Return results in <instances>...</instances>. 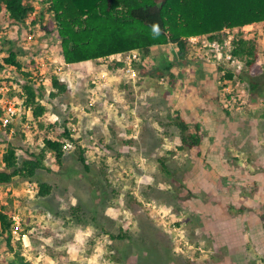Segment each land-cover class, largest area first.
I'll list each match as a JSON object with an SVG mask.
<instances>
[{"label":"rangeland","instance_id":"374dc122","mask_svg":"<svg viewBox=\"0 0 264 264\" xmlns=\"http://www.w3.org/2000/svg\"><path fill=\"white\" fill-rule=\"evenodd\" d=\"M33 6L35 24L27 20L15 25L0 15V61L9 51L17 54L23 74L44 89L41 104L46 111L34 126L30 115L25 121L21 113L7 130L0 128V170L8 145L21 160L27 159L42 150L46 136L58 139L67 128L73 147L66 150L62 166L47 153L45 169L33 180L16 178L0 187V211L21 222L12 235L13 250L28 264H264V187L256 193L252 185L254 177L264 184V27L247 29L258 45L254 75L244 66L237 75L239 86L224 85L223 67L217 68L213 78L218 104L223 86L237 94L249 83L258 88H249L241 113L227 115L228 129L201 131L204 151L198 158L182 147L174 125L176 113L186 109L181 104L188 94L182 85L177 89L179 79L165 72L175 46L153 49L144 85L137 71L129 74L131 81L137 80V91L119 80L121 100L114 99L115 86L99 89L94 106L82 111L94 91L95 70L60 61L54 18L47 5ZM188 57L204 63L189 49ZM52 77L68 78L72 89L50 98ZM24 82L14 69H0V87H8L1 94V110L7 100L22 102L19 109L25 108L19 85ZM116 112L125 115L116 118ZM213 146L218 148L210 150ZM78 148L88 170L78 161ZM222 164L239 174L223 176L227 171L223 173ZM235 176L247 180L239 192L229 180ZM27 181L49 185L50 196L24 195ZM73 208L81 209L80 219L73 216ZM4 246L0 239V264H16Z\"/></svg>","mask_w":264,"mask_h":264},{"label":"trees","instance_id":"16d2710c","mask_svg":"<svg viewBox=\"0 0 264 264\" xmlns=\"http://www.w3.org/2000/svg\"><path fill=\"white\" fill-rule=\"evenodd\" d=\"M36 2L47 5L54 18L55 35L60 42L65 64H85L134 50L140 51L145 58L152 47L173 45L177 48L176 53L172 62L165 66V72L172 79H180L181 66L190 64L185 59L189 38L208 36L213 41L223 30H240L259 24L264 27V0H0V15L15 25H23L27 20L35 24L33 3ZM257 49L254 38H239L233 42L232 55L244 61L250 75H254L258 69ZM17 57L16 53L9 51L0 61V69L10 67L26 79L19 85L23 91V106L29 109V124L34 126L46 111L41 104L45 97L44 89L36 86L29 79V74H23ZM171 69L176 70L174 74L170 72ZM231 78L229 73L225 76L226 80ZM248 85L252 92L258 88L257 84ZM51 88L53 92L49 94L50 98L68 90L67 85L56 77L51 78ZM2 113L0 108V116ZM21 113L26 121L29 116ZM174 125L179 130L182 147L193 150L199 157L203 137L199 125L187 123L179 113H176ZM70 136L67 128L58 139L51 140L46 136L42 140V150L38 154L30 153L23 160L16 149L8 145L2 156L0 187L11 185L16 178L33 180L39 171L45 169L43 163L47 153L53 155L58 166H62L66 152L63 149L64 139L72 142ZM77 154L80 164L88 170L83 150L78 148ZM252 185L258 193L259 186L256 183ZM36 186V198L50 196L52 188L49 185L36 183ZM80 211V208H73V216L80 219ZM238 211L243 213L245 208L240 207ZM11 227L9 215L0 211V239L4 241L6 249L14 254L16 264H28L13 250ZM116 238L123 239V236Z\"/></svg>","mask_w":264,"mask_h":264},{"label":"crops","instance_id":"0c3cea01","mask_svg":"<svg viewBox=\"0 0 264 264\" xmlns=\"http://www.w3.org/2000/svg\"><path fill=\"white\" fill-rule=\"evenodd\" d=\"M249 26H251V25H249ZM260 26L263 27L262 24L254 25L253 27L255 28V27H260ZM157 47H163V46H157ZM154 48H156V47L150 48V53L145 58H144V56L143 57L141 56L140 62L132 64V68L134 69V71H137L136 75L139 77L138 79L139 80L142 79V81H144V82H142L143 85L145 83H147L146 80L149 76L148 63H149V59H150V54H152ZM175 49L177 50V48H175ZM176 50L173 52V57L176 53ZM122 54H126V53H122ZM116 57H117V55H112V56L107 57V58H102V59H98V60H94V61L84 62L85 65L86 64L91 65L92 68L95 70L91 74L92 76H95V78H96L95 81L93 82L95 84V87H94V91H90V92H91V96H93L96 100L98 99V97H100V93H97V91H99V89H103V88L108 89L107 87L111 88V87L115 86L114 89H116V92H117L118 88H119V85H117V84H119V80H122V79H125V81L127 83H130V86L132 85V88H134V89L138 88L139 89V86L135 85L137 83V80L135 81L133 79L131 81L130 75L124 74L125 70L127 68V65L125 63H122V62H117L115 60ZM103 59H104L105 63L102 62ZM185 59L188 60L190 62V64L184 65L183 67H181V78L179 79L176 86H177V89L180 88L181 85L186 87L185 89L188 92V94L191 96V98L188 97V94L185 96L184 100L186 102L182 103L181 107L182 108L184 107L186 109L182 110L183 112L178 111V113L187 123H189L191 125L194 123L198 124L200 127V131H202V132L203 131L212 132V133L224 132L225 129H228V127H229L228 123L230 120L227 118L228 117L227 115H232V114L237 113V112L225 111L217 103V89H216L217 82L213 78L215 76L217 67L214 64H210V63L205 62L204 60H203L204 63L203 62H197L195 60H191L188 57V50H187ZM172 60H173V58H172ZM172 60L169 59L168 63L172 62ZM60 61H62V63L65 66H68V67L73 66V65L65 64L63 62L61 56H60ZM113 61L117 62V64L114 63ZM97 62L99 64L101 62L104 64L99 65ZM109 63H112V65ZM81 65H82V63H81ZM106 67H109V69ZM142 67H145V68L143 69ZM175 71L176 70L171 69L170 72L174 74ZM122 77H125V78H122ZM69 83H71V84H69ZM72 83L73 82H70V80L68 78H66L65 84L67 85L68 90L72 89L71 88ZM69 86H70V88H68ZM141 89H142V87H140V90ZM136 91H137V89H136ZM114 99H116V101L118 99H120V100L122 99V95L119 93V91L117 93L116 98L114 97ZM184 112H186V113L184 114ZM238 113H241V110L238 111ZM124 115L125 114L117 113L116 115L114 114V117L122 118ZM27 116H29V113H27ZM185 116H187L189 118V120H186ZM217 146H219V144H217ZM217 146H213L214 148L212 147V148H210V150L217 149L218 148ZM224 148L225 147L223 146L222 149H224ZM201 150H202L201 155L198 158H200L203 155V151H204L202 141H201ZM239 150H241V149H239ZM212 155H213V153H212ZM222 168H224L223 173H225L227 171V173H225L223 176H227V175L233 176V173L239 174L237 172L239 170H234V168H232V170H230L228 166L226 167L223 164H222ZM213 170H214V168H213ZM255 178L256 177L253 178V183H256L259 186V189L263 188L264 184H258V181ZM229 180H230V183H236L237 184L236 189H238V192L247 183L245 176H237V178L235 176V179L230 178ZM236 200H233L231 202V204H235ZM2 243H4V241H2ZM4 249L7 250L5 246H4ZM7 252L9 253L8 250H7ZM8 258L13 259V257H11V256H9Z\"/></svg>","mask_w":264,"mask_h":264},{"label":"built area","instance_id":"2783aa9c","mask_svg":"<svg viewBox=\"0 0 264 264\" xmlns=\"http://www.w3.org/2000/svg\"><path fill=\"white\" fill-rule=\"evenodd\" d=\"M253 26H245L238 29H232V30H223L219 33L217 36V39L211 41L209 40L208 36H201V37H192L187 40V47L188 49L193 52V54L196 57L201 58L207 63L214 64L217 68L223 67L222 74L225 77L226 72L229 70L231 71L232 78L230 80H227L224 82V85L230 83L231 85L233 83H236L239 86V77L237 76L240 72L243 71L245 63L241 61L240 59L234 57L232 55L233 50V42L237 39H250L248 37L249 32L253 29ZM251 29V30H247ZM117 62H122L127 65V68L125 70V73L135 75V71L132 68L133 63H138L141 60V52L134 50L130 51L126 54H119L115 58ZM60 82L66 83L65 78H59ZM245 85V84H242ZM245 89H241V94L234 93L233 90L227 89L223 86L220 96H219V104L221 107L226 111H239L241 107L246 105L247 98L249 97V87L245 85ZM70 88V86L68 87ZM5 91H8L7 86H1L0 87V95L4 93ZM3 101V97H1V102ZM4 106L2 108L3 113L0 117V128L3 130H7L10 124L13 123V121L18 118V116L22 112H25L26 114L29 113V109H23L20 110L19 107L22 105V102L15 103L12 101H4ZM95 104V98L93 96L90 97L88 104L86 107L82 108V111L84 109H89L93 107ZM233 106L235 108H233ZM9 133L13 134V129L9 128ZM73 147V143L70 141H64L63 149L68 150ZM38 191V188L36 184L32 181H27L23 184V194L35 196ZM12 222L11 227V233L12 235H17L19 232L20 227V219L18 216L14 215L10 217ZM25 236H23L24 238ZM23 245L24 242H23Z\"/></svg>","mask_w":264,"mask_h":264}]
</instances>
